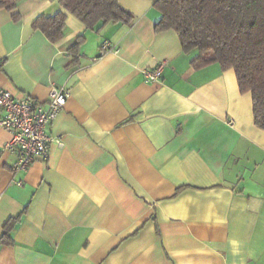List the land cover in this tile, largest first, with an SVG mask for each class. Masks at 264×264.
I'll list each match as a JSON object with an SVG mask.
<instances>
[{
	"label": "crops",
	"instance_id": "obj_1",
	"mask_svg": "<svg viewBox=\"0 0 264 264\" xmlns=\"http://www.w3.org/2000/svg\"><path fill=\"white\" fill-rule=\"evenodd\" d=\"M119 3L130 24L88 28L66 12L57 43L32 22L64 11L59 0L0 9V88L41 102L51 87L70 93L47 160L25 174H13L0 126V264H264V130L251 94L232 69L194 68L196 51L156 31L151 0ZM105 41L117 52L100 55Z\"/></svg>",
	"mask_w": 264,
	"mask_h": 264
},
{
	"label": "trees",
	"instance_id": "obj_2",
	"mask_svg": "<svg viewBox=\"0 0 264 264\" xmlns=\"http://www.w3.org/2000/svg\"><path fill=\"white\" fill-rule=\"evenodd\" d=\"M19 1L0 0V9L12 12ZM151 1L161 14L156 31L173 30L184 53L196 51L194 68L217 63L223 71H234L239 91L251 94L255 125L264 130V0ZM59 4L64 11L32 22V28L52 43L63 38L66 12L88 28L133 20L119 0H59ZM81 43L78 38L71 53L77 54Z\"/></svg>",
	"mask_w": 264,
	"mask_h": 264
},
{
	"label": "built area",
	"instance_id": "obj_3",
	"mask_svg": "<svg viewBox=\"0 0 264 264\" xmlns=\"http://www.w3.org/2000/svg\"><path fill=\"white\" fill-rule=\"evenodd\" d=\"M108 51L117 52L110 42L105 41L100 46V55ZM163 65L164 62L153 70H143L145 81H157ZM69 95L64 87H51L46 102H41L31 97L15 98L0 88V109L3 112L0 126L11 135L4 149L16 154L13 174H25L35 161L47 160L53 142L48 128L63 109ZM55 142L63 145L60 141ZM21 184V180L17 181L18 186Z\"/></svg>",
	"mask_w": 264,
	"mask_h": 264
}]
</instances>
